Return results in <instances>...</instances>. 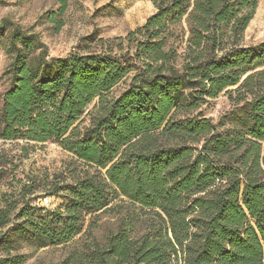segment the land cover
Instances as JSON below:
<instances>
[{
    "label": "trees",
    "instance_id": "trees-1",
    "mask_svg": "<svg viewBox=\"0 0 264 264\" xmlns=\"http://www.w3.org/2000/svg\"><path fill=\"white\" fill-rule=\"evenodd\" d=\"M260 1L153 0L156 14L115 48L64 58L11 34L0 140L57 143L72 166L0 193V264H25L12 255L23 242H73L118 200L138 208L143 233L121 228L60 264H264V43L243 44ZM232 91L251 98L242 129L194 114ZM41 189L57 209L35 204Z\"/></svg>",
    "mask_w": 264,
    "mask_h": 264
},
{
    "label": "rangeland",
    "instance_id": "rangeland-1",
    "mask_svg": "<svg viewBox=\"0 0 264 264\" xmlns=\"http://www.w3.org/2000/svg\"><path fill=\"white\" fill-rule=\"evenodd\" d=\"M67 1V8L61 14L57 0H0V25L5 28L3 33L0 32V110L3 94L11 84L10 69L15 52L10 44V36L14 31L35 36L49 57L64 58L72 53H100L115 48L118 39H125L157 12L153 0ZM262 43L264 0L260 1L243 37V44L247 47ZM124 49L126 53L127 42L124 43ZM128 84L129 81L120 84L114 94H119ZM239 95L236 91L222 93L194 114L202 112L204 117L221 124L222 132L240 130L244 126L247 103L251 98L240 101ZM95 105L96 102L86 111L84 126L89 123L87 115ZM0 155L7 160L0 179V193H18L24 185H31L32 181L39 183L48 178L52 181L55 176L67 175L69 165L72 166V155L54 142L0 140ZM45 192V189H41L33 196L35 204L49 210L57 209L62 200L55 196L47 197ZM138 213L136 206L114 201L107 212L88 218L82 234L73 242L46 248L23 242L20 251L12 252V255H25V264H60L72 251H81L94 240L104 244L121 228L129 229L132 237L142 234L145 219ZM1 257H4L3 253H0Z\"/></svg>",
    "mask_w": 264,
    "mask_h": 264
}]
</instances>
